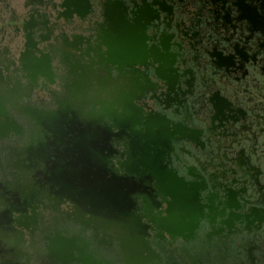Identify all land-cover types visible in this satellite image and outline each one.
Returning a JSON list of instances; mask_svg holds the SVG:
<instances>
[{
  "label": "flooded vegetation",
  "instance_id": "flooded-vegetation-1",
  "mask_svg": "<svg viewBox=\"0 0 264 264\" xmlns=\"http://www.w3.org/2000/svg\"><path fill=\"white\" fill-rule=\"evenodd\" d=\"M1 80L0 264H264V0H0Z\"/></svg>",
  "mask_w": 264,
  "mask_h": 264
},
{
  "label": "rangeland",
  "instance_id": "rangeland-1",
  "mask_svg": "<svg viewBox=\"0 0 264 264\" xmlns=\"http://www.w3.org/2000/svg\"><path fill=\"white\" fill-rule=\"evenodd\" d=\"M59 81H60V79H59ZM0 92L5 94L6 100H7L6 101L7 105H8V107L11 110H14L15 108H17L15 100L11 96L12 95L11 88L3 80L0 81ZM84 96H86V99L90 100L89 103L92 102L91 96H89L87 94L84 95ZM45 97H46V101H47V96H45ZM83 97H81V98H83ZM106 98H107V96H106ZM63 100L64 101L68 100L67 103L65 102L67 105H70V104L71 105H76L80 101L79 99L77 100V98L74 95H71V94H66V96L61 99V101H63ZM48 103H49L48 104L49 106H47V102H43V101H35L34 100L32 102L33 105L47 106V107H50L51 109H55V110L62 107L60 102L58 100H56V99H54V100L50 99ZM102 104L103 103H101L100 106ZM87 106H89V104L84 105V107H87ZM63 107H65V106H63ZM20 117H21V119L24 121V123L26 125V136H25L24 139H22L23 140L22 142L16 143V144H13L12 142H9V144H8L7 143L8 140L7 141H4V140L2 141V145L4 146L5 150H8L7 152H9V153H7L8 156L11 155V153H12L11 152L12 147H14V149H15L16 146H20V148H21L22 146H25L27 144L26 142L37 139L38 135L42 136V137L44 135L43 131H41V128L43 127L42 126L43 123H41L40 121H36L35 119H32L30 117L23 116V115H20ZM31 122H37L36 124L38 126H35L36 124H33L34 126L31 127V125H32ZM48 124L50 125V127L47 126V133H49V132L53 133V131H51V130L49 131V129H48V128H51L52 123H48ZM52 128H54V127H52ZM55 128L56 129L59 128V125H57ZM36 133H37V136H36L35 139L33 137H31V134H36ZM49 137L51 138L50 135H49ZM44 139H45V137L42 138V140H44ZM20 155L26 156L27 154H25V153L23 154V153L20 152ZM26 163L30 164L29 161H27ZM48 168H49V165L47 164V162H45L44 160L39 161V159L34 160V165L31 166L30 168L20 167L19 176L17 177L18 178V180H17L18 185H15V188H20L19 192L22 194L24 191H28L32 187L33 188L34 187H36V188L39 187L40 184L38 186L37 179H42L44 177V175H45L43 173L44 170H46ZM9 170L13 171V169H11L10 167H9ZM12 180L13 179H11V181ZM51 182H52V180H51L50 174L47 173V186L44 187L43 189H40L41 191L39 190V192L41 193L40 196L44 197V199H47V203H49L51 201V196L50 195H52V194H50V193L53 190L57 189V188L59 189V186L56 185V183H51ZM68 203L71 204L72 202L70 200H68ZM68 213L70 215H72V216H75V212L73 211V209L69 210Z\"/></svg>",
  "mask_w": 264,
  "mask_h": 264
},
{
  "label": "bare ground",
  "instance_id": "bare-ground-1",
  "mask_svg": "<svg viewBox=\"0 0 264 264\" xmlns=\"http://www.w3.org/2000/svg\"><path fill=\"white\" fill-rule=\"evenodd\" d=\"M92 131H93L92 128L89 129V132H92ZM85 132H84V134H85ZM57 170L58 171H57V173L55 175V178L57 179L58 183L61 184L64 187L65 190L71 191L74 194V197H76L78 195L77 198H79L80 200H82V199H88L89 202H94L95 203V201L93 199L94 198L93 195L88 194V193L83 192V191L80 192V190L78 189V181H77V183L76 182H72V179L65 178L63 176V174H62V171L63 170L62 169L58 168ZM76 201H77V199H76Z\"/></svg>",
  "mask_w": 264,
  "mask_h": 264
},
{
  "label": "water",
  "instance_id": "water-1",
  "mask_svg": "<svg viewBox=\"0 0 264 264\" xmlns=\"http://www.w3.org/2000/svg\"><path fill=\"white\" fill-rule=\"evenodd\" d=\"M52 182H55V180H52Z\"/></svg>",
  "mask_w": 264,
  "mask_h": 264
}]
</instances>
